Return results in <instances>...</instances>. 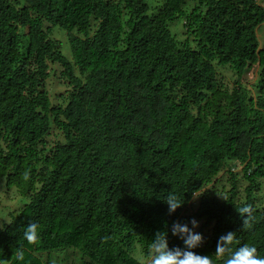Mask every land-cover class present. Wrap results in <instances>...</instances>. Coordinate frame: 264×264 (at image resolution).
I'll return each instance as SVG.
<instances>
[{
	"label": "trees",
	"instance_id": "obj_1",
	"mask_svg": "<svg viewBox=\"0 0 264 264\" xmlns=\"http://www.w3.org/2000/svg\"><path fill=\"white\" fill-rule=\"evenodd\" d=\"M150 4L0 0V179L29 198L0 225V264L20 250L23 264H54L43 254L65 249L80 264H143L136 242L146 258L157 232L183 247L170 226L192 218L205 237L194 251L211 264L226 259L216 248L228 232L232 251L264 257V2L159 0L149 14ZM180 17L184 40L169 28ZM256 65L254 89L243 78ZM53 72L66 87L57 102ZM52 128L63 139L50 145ZM170 195L184 203L172 215ZM30 223L37 244L24 238Z\"/></svg>",
	"mask_w": 264,
	"mask_h": 264
},
{
	"label": "clouds",
	"instance_id": "obj_2",
	"mask_svg": "<svg viewBox=\"0 0 264 264\" xmlns=\"http://www.w3.org/2000/svg\"><path fill=\"white\" fill-rule=\"evenodd\" d=\"M168 205V214L172 215L183 204L177 201L174 195H170L166 200ZM244 213L250 211L248 207L241 210ZM200 227V221L192 218L190 221L181 222L179 220L173 222L170 226L172 236L178 237L182 243L181 246H169L168 232L162 235L157 232L154 235L153 256L150 264H211V260L207 255H201L194 251L200 248L204 243L203 233L197 231ZM38 225L30 223L26 225L24 230V238L28 244H37L40 240L38 234ZM235 232L222 234L217 241L216 252L219 255L227 253L223 264H264V257L258 254L255 246L242 245L235 251L230 248V242L233 240ZM25 259L23 250L16 254L17 264H23Z\"/></svg>",
	"mask_w": 264,
	"mask_h": 264
},
{
	"label": "rangeland",
	"instance_id": "obj_3",
	"mask_svg": "<svg viewBox=\"0 0 264 264\" xmlns=\"http://www.w3.org/2000/svg\"><path fill=\"white\" fill-rule=\"evenodd\" d=\"M261 3L264 2V0H259ZM149 3H151V9L149 11V14H152L156 6L159 3V0H148ZM195 4L194 1H188L186 4V8L189 9ZM184 19L182 17L177 18L169 23V28L172 31V33L177 37V39L184 40L187 37L186 30L184 28ZM54 37L60 40L61 42V49L63 53L71 58V48L70 43L68 39L67 32L61 28H55ZM258 37L259 41L262 46H264V23L260 25L258 29ZM57 68V73L59 72L60 68ZM52 70V69H51ZM225 79L228 81V83H233V78L231 77V74L227 68H221L220 69ZM54 76V72L52 73V76L49 77L48 80V88L49 91L53 97L54 102H57L58 95L60 93L66 92V87L62 85L61 80L59 78ZM259 79V67L258 65L252 67L243 78L244 83H246L249 87H254L255 83ZM255 89V87H254ZM63 139L62 135L56 128H52L51 134L48 137V141L50 145H53L56 143L57 140ZM233 170L238 173V180L240 181V185H245L248 182L245 179H242L244 171V164L238 161H233L232 163ZM229 175L227 173L223 174L221 182L226 183L228 187L230 188V181H228ZM29 201V198L20 194L19 191L15 186H8L6 184L5 179H0V225H4L5 223H8L12 219V215L17 214L23 205ZM71 250V251H70ZM74 249H65L59 252H46L44 253V257L47 258L49 254L52 255V262L54 264H80L82 260V255L79 250H75V255L73 251ZM134 256L139 259L143 264H150L152 258H146L141 250V246L138 242H136V246L133 251Z\"/></svg>",
	"mask_w": 264,
	"mask_h": 264
}]
</instances>
